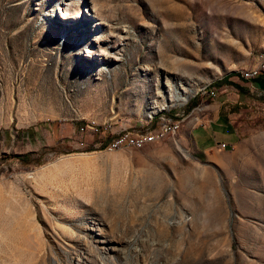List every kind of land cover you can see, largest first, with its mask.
<instances>
[{
    "label": "rangeland",
    "instance_id": "374dc122",
    "mask_svg": "<svg viewBox=\"0 0 264 264\" xmlns=\"http://www.w3.org/2000/svg\"><path fill=\"white\" fill-rule=\"evenodd\" d=\"M262 54L264 0H0V264H264V86L206 92Z\"/></svg>",
    "mask_w": 264,
    "mask_h": 264
},
{
    "label": "crops",
    "instance_id": "0c3cea01",
    "mask_svg": "<svg viewBox=\"0 0 264 264\" xmlns=\"http://www.w3.org/2000/svg\"><path fill=\"white\" fill-rule=\"evenodd\" d=\"M219 102L221 104L218 113L216 115L212 114V116L199 121L194 125V129L192 130V135L196 144L204 150H209L214 146H218L219 141L227 142L231 146L240 139L238 128L233 126L234 121L229 118L221 108L225 100H220ZM222 134H230L232 136V141H228Z\"/></svg>",
    "mask_w": 264,
    "mask_h": 264
},
{
    "label": "built area",
    "instance_id": "2783aa9c",
    "mask_svg": "<svg viewBox=\"0 0 264 264\" xmlns=\"http://www.w3.org/2000/svg\"><path fill=\"white\" fill-rule=\"evenodd\" d=\"M264 71V54H262L261 58L259 59L258 63L253 65L251 68L247 69L246 71L242 72V76L246 79H252L253 77L257 76L259 73ZM206 92L212 94L213 96L217 95V90L214 88L206 89ZM177 130L176 125L172 126H165L164 118L162 119L160 125L155 128V135L153 138H146V139H137V137L133 136V132L131 131H122L114 136L109 143H112V148L120 145H133V146H141L145 143L155 141L158 139L164 138L169 133H174ZM229 144L224 141L218 142L219 148H226Z\"/></svg>",
    "mask_w": 264,
    "mask_h": 264
},
{
    "label": "trees",
    "instance_id": "16d2710c",
    "mask_svg": "<svg viewBox=\"0 0 264 264\" xmlns=\"http://www.w3.org/2000/svg\"><path fill=\"white\" fill-rule=\"evenodd\" d=\"M234 76H240V77L244 78L242 76L241 72L234 70V71H231L230 73L226 74L223 79H220V80L212 83L208 87L213 88V87H215V85L222 84L223 81H226L227 83H230V84L239 85V82H237V80H233L232 77H234ZM244 79H246V78H244ZM249 80L256 85L264 86V71L259 73L257 76H255ZM111 144L112 143H110L109 145H111ZM31 153H33V152H28V153H25V154H22L19 156L23 157L24 159H28V157L30 156Z\"/></svg>",
    "mask_w": 264,
    "mask_h": 264
},
{
    "label": "bare ground",
    "instance_id": "6f19581e",
    "mask_svg": "<svg viewBox=\"0 0 264 264\" xmlns=\"http://www.w3.org/2000/svg\"><path fill=\"white\" fill-rule=\"evenodd\" d=\"M64 11H66L64 8L61 9V16L64 17ZM180 99V98H179ZM172 126V125H171ZM178 125H176V128H177ZM155 135V133H148L146 135H143V136H139L137 139H146V138H153ZM112 145V144H111Z\"/></svg>",
    "mask_w": 264,
    "mask_h": 264
}]
</instances>
